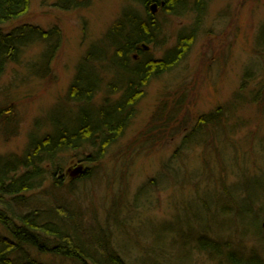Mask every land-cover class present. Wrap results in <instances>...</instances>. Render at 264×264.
Returning <instances> with one entry per match:
<instances>
[{
    "label": "rangeland",
    "instance_id": "obj_1",
    "mask_svg": "<svg viewBox=\"0 0 264 264\" xmlns=\"http://www.w3.org/2000/svg\"><path fill=\"white\" fill-rule=\"evenodd\" d=\"M61 1L69 10L61 6ZM140 1L31 0L26 13L2 25L5 32L23 24L37 25L44 31L58 28L62 38L47 73L45 60H37L31 67L30 60L38 59L43 51L34 46L23 49L18 61L6 67L0 80V111L9 119L5 127L0 126V156H22L33 136L44 139L62 130L71 134L75 127L64 129L82 122L84 115L97 120L98 113H110L113 105L124 99L125 90L108 96L103 87L92 91L88 102L76 103L68 92L77 72L91 73L94 78L100 73L105 83L112 80L111 73H129L126 69L110 71V60L101 66L94 62L84 66L82 58L91 51L95 57L110 51L108 41L94 43L105 37L124 11L133 12L136 6L145 16ZM200 1L187 0V8ZM157 21L161 45L151 46L156 57L176 48L181 33L196 30L198 41L189 65L183 62L172 73L164 72L150 81L140 101L128 109L133 116L127 125L124 115L120 126L122 131L126 127L125 133L113 137L116 144L105 147L102 140L110 139H102V135L107 130L95 126L96 139L80 148L60 150L58 165L63 170L70 160H80L90 155L88 152L100 159L96 175L83 183L64 186L57 203L81 216L79 224L86 225L80 227L79 236L92 251L93 243L105 236L106 244L127 264H204L207 260L196 249L197 242L203 246L225 244V251L238 250L243 256L247 254L245 257L252 252L264 254V232L256 224L258 217L264 221V189L252 193L257 185L264 187V173L255 178L257 166L264 172V107L251 103L259 93L264 96V45L259 46L257 40L264 25V0H208L198 13L184 10L174 15L159 10ZM33 35V39L38 37ZM32 68L41 79L32 77ZM213 70L216 73H210ZM120 78L117 75V80ZM177 104H183L184 109L178 111ZM218 108H223L226 115L220 112L221 121L211 120ZM170 115V121L162 117ZM198 131L205 136L186 149L185 135L189 138ZM225 137L233 144H227ZM135 141L138 150L142 144L144 149L132 158L129 151L134 150ZM247 168L250 172H245V180L241 175ZM52 182L42 183L40 190L49 192L37 200L50 203L56 199ZM226 187L231 199L241 201L246 210H230L232 200ZM250 205L256 216L247 212ZM185 254L188 258L182 261ZM87 258L102 257L89 253ZM238 259V254L233 257ZM39 261L51 264L54 257L43 254Z\"/></svg>",
    "mask_w": 264,
    "mask_h": 264
},
{
    "label": "trees",
    "instance_id": "obj_2",
    "mask_svg": "<svg viewBox=\"0 0 264 264\" xmlns=\"http://www.w3.org/2000/svg\"><path fill=\"white\" fill-rule=\"evenodd\" d=\"M30 1L31 0H0V80L5 74L8 64L15 63L17 58L21 56L23 49L33 46L41 49L43 48V51L37 57L38 59L34 61L30 60V64H32L31 67L36 66L35 61L39 60V62H41V60H45V73L51 70V59L54 54H56L55 52H57L60 46V39L62 38L61 31L58 28L52 31H44L39 26L27 24L12 28L10 32H5L1 28L2 25L18 19L26 13ZM163 2L165 4L161 10L162 12L180 15L184 10H193L197 13L201 12L204 10L207 0L200 1L201 4L198 3L195 7L189 9L187 8V5H189L187 0H141L140 3H143L145 16L142 15V12H138L136 6L133 12L124 11L123 14L110 25L105 37L94 43L100 45L104 41H108L110 43V51L98 57L93 56L91 51L85 57L84 61L86 62L84 66L89 64L87 62L98 63V65L101 66L105 61L110 60L112 63L110 71L116 69L121 71L122 69H126L129 73H125V75L111 73L113 78L107 83H105L100 73L97 78L92 77L93 75L91 73H77L76 79H74L70 86L68 95L70 99L76 103L81 101L88 102L91 98V92L94 90H102L103 87L108 91V96L113 95L115 91L125 90L124 99L118 101L119 104L116 103L113 105L110 113L109 110L108 112L106 111L104 115L98 113L97 120L89 119L87 115H84V120L82 122L64 129L75 127L74 132L71 134H63L62 130L55 136L48 135L44 139L33 136V140H31L28 149L22 156L16 154L0 156V264H47L39 261V256L43 254H50L54 257V261L51 264H127L125 259L121 257L111 245L106 244L105 236H102L93 243L92 248L94 251H92L90 247L87 246V243L82 241L79 236L80 227L84 226V224H79L82 221L81 216L79 214L74 215L69 207L61 205L62 203H57L62 188L64 186H74V184L77 183L73 182L68 185L65 183L61 176L63 168L58 165L60 157L58 153L61 149L66 150L70 147H74V149L80 148L87 141L93 138L96 139L97 135L95 136L94 134V128L96 127L107 130V134L102 135V139L104 136H108L110 140L105 142L104 139L102 140L103 142L101 141L105 143V147L110 144H116L113 137L116 135L119 137L125 133L126 127L123 126L124 130L122 131L120 126L124 119V115L127 125L133 116L130 115V112L127 113L128 109L132 108V106L140 101L143 91L149 85L150 81L153 78H159L162 74L150 73L151 69L148 68H143L136 72L137 69H135V65L137 62H132V55L134 53H139L136 49V43L145 42L151 44L150 42L155 41L154 37H157V33L160 31L161 26L160 22L157 21V16L151 12L150 6L152 3L161 5ZM60 4L65 10H69V8L64 6L65 2L63 3L61 1ZM34 33L38 35L36 39H33ZM187 37V34L183 35L182 33L178 36L175 57H179L184 53L182 52L184 50L183 44L188 39ZM257 40L263 42V44H261L258 41L259 46L264 45V25L261 26ZM114 62L117 64L113 67ZM30 71L33 72L32 77L42 78L37 72V69L32 68ZM104 71H107V69L102 72ZM117 75L121 77V80H117ZM247 76H250V74ZM237 96H239V94ZM127 102H132V105L129 106ZM251 103H257L260 107H264V96L259 93L252 98ZM169 109L170 107L166 108L167 111ZM8 110L9 109L6 111ZM175 111L177 110L175 109ZM178 111H180V109H178ZM0 112L3 111L1 110ZM220 112L223 116L226 115L223 108H218L213 115L211 114V120L212 118L217 119L221 117L219 115ZM162 117H167L169 121L173 119L171 115ZM2 119H4L5 122H1ZM7 119H9L8 114L3 112V115H0V126L4 125L5 127ZM114 125L116 126L114 127ZM118 131L120 133H118ZM184 140H186L184 141L186 149L198 143V141L194 139L189 140V138H185ZM224 140H226L225 142L227 144L232 143V140L226 139V137ZM144 143H148V141ZM137 145L138 142L135 141L133 144L134 150L129 151L132 158L140 156L141 149H144L143 144L140 146V150H138ZM233 146L236 147L235 145ZM105 147H103L104 151L107 150ZM91 153L88 152L90 155H84L80 160L98 162L100 157L93 154L91 155ZM46 162L47 166L44 165ZM98 168L99 166L96 164L87 169L80 180L82 181L81 183L94 177L96 175L95 171ZM249 169L250 168H247V171L242 170L241 176L245 178V180L247 179L245 172H250ZM263 173L264 172L257 166L255 178H258ZM94 179L95 178L92 180ZM50 180L54 181L52 182L53 188L51 187L53 189L52 196L54 197V194H58V196L56 195V199H52V203H45L41 200H37L38 196L45 195L49 192L48 190H40V188L45 182ZM220 181L222 182V180ZM233 186L236 187V184ZM262 188L264 189L263 186L257 185L252 193H256ZM226 190L229 199H231L232 194H230L229 188L226 187ZM247 192L251 191L247 190ZM63 196L64 195L61 194V197ZM31 198L33 199L32 201ZM72 199L76 201L77 198ZM233 199L235 200L231 199L232 201H230L232 204L230 210H246V208H242L243 203L241 201L234 197ZM261 202L264 210V201ZM251 206L252 205L247 207L249 208L247 212H249L251 216H256L255 213H252L253 208ZM64 215L70 216L71 219L66 220ZM108 221L110 222L109 219ZM106 222L105 220V223ZM260 223L258 217L256 221L258 228L261 225ZM94 237L95 236H92L91 239ZM211 243H213L212 240ZM196 244L199 245L196 247L198 252L205 254V259L207 261H205L204 264H247L249 261V256L245 257L247 255L246 253V255L244 254L245 256H243L238 250L234 252L230 251V253L225 251L226 248H228L225 244L216 242L215 244L218 245L219 248L218 246L215 247L214 243L206 246H203L201 242H197ZM89 253H98L102 258H87ZM237 254L239 255V260H233V257ZM185 258H188L187 254L182 256L181 260L185 261ZM256 260H260V258Z\"/></svg>",
    "mask_w": 264,
    "mask_h": 264
},
{
    "label": "flooded vegetation",
    "instance_id": "obj_3",
    "mask_svg": "<svg viewBox=\"0 0 264 264\" xmlns=\"http://www.w3.org/2000/svg\"><path fill=\"white\" fill-rule=\"evenodd\" d=\"M160 32L161 30L159 31V33ZM187 35H188L187 37L188 39L183 44L184 50L182 52L184 53L180 55L179 57H175L176 53H175V50H173L175 46L173 47L172 50L168 51L167 53H164L162 57L154 56L152 53L153 51L151 49V46H157L158 44L159 46L161 45V42L159 43L158 37H154L155 41L150 42L151 44H148L150 46L149 49L147 47H144L143 45L140 46L141 42L136 43V49L139 51V53H134L132 55V62H135V63L137 62L135 67L138 65L136 72L140 71L143 68H146V69L148 68V69H151L150 73H164V72L172 73L174 69L178 65H181L183 62H185L186 65H189V58L193 50V46H195L196 42L198 41L197 40L198 36H197L196 30H192V32L188 33ZM217 66H218V63L214 65V67H217ZM184 72L191 73L190 71H184ZM210 73H216V71L214 72L210 71ZM257 258H260V260H256ZM238 264H241V263H238ZM247 264H264V254L261 255L260 253L254 252V254H251L249 256V261L247 262Z\"/></svg>",
    "mask_w": 264,
    "mask_h": 264
},
{
    "label": "water",
    "instance_id": "obj_4",
    "mask_svg": "<svg viewBox=\"0 0 264 264\" xmlns=\"http://www.w3.org/2000/svg\"><path fill=\"white\" fill-rule=\"evenodd\" d=\"M164 4L165 3L163 2L162 6H164ZM150 9H151V12L153 14H155L158 11V4L157 3L152 4ZM84 172H85V165L84 164H80L76 167L71 166L66 170V174H68L71 179L79 177L80 175L84 174ZM263 229H264V224H263Z\"/></svg>",
    "mask_w": 264,
    "mask_h": 264
}]
</instances>
